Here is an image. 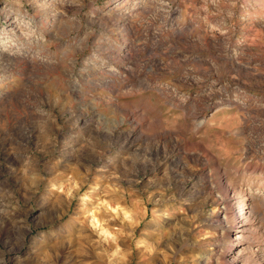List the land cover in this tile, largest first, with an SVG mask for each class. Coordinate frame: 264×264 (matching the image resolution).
<instances>
[{"label":"rangeland","instance_id":"obj_1","mask_svg":"<svg viewBox=\"0 0 264 264\" xmlns=\"http://www.w3.org/2000/svg\"><path fill=\"white\" fill-rule=\"evenodd\" d=\"M0 264H264V0H0Z\"/></svg>","mask_w":264,"mask_h":264},{"label":"bare ground","instance_id":"obj_2","mask_svg":"<svg viewBox=\"0 0 264 264\" xmlns=\"http://www.w3.org/2000/svg\"><path fill=\"white\" fill-rule=\"evenodd\" d=\"M133 134H135L134 131L130 135ZM226 178L221 176L218 183V185L223 188V197L219 202V213L226 215L230 210H234L236 206L239 205V211L237 212V218L234 226L239 230L240 235L237 239L233 240L235 241L236 246L231 248L233 252L231 255V261L236 262L239 259H244L248 256L249 250L241 249V251L238 252L236 247L242 245L244 241H247L250 238L256 222L253 219L254 216L252 210L248 211L249 208H247V202L249 201L247 194L242 192L243 190L238 192L237 189L228 185Z\"/></svg>","mask_w":264,"mask_h":264}]
</instances>
